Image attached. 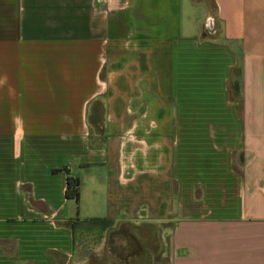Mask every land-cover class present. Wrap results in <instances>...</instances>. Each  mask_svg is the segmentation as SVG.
Masks as SVG:
<instances>
[{
    "label": "crops",
    "instance_id": "crops-1",
    "mask_svg": "<svg viewBox=\"0 0 264 264\" xmlns=\"http://www.w3.org/2000/svg\"><path fill=\"white\" fill-rule=\"evenodd\" d=\"M210 3L0 0V264H71L92 217L264 264V0Z\"/></svg>",
    "mask_w": 264,
    "mask_h": 264
},
{
    "label": "rangeland",
    "instance_id": "rangeland-1",
    "mask_svg": "<svg viewBox=\"0 0 264 264\" xmlns=\"http://www.w3.org/2000/svg\"><path fill=\"white\" fill-rule=\"evenodd\" d=\"M202 3L207 6V11L211 12L210 0H193L194 8L188 10L185 7L183 11L184 15L192 13L193 18L195 16L199 17L198 15L201 16ZM205 18L206 16L202 25L205 22ZM205 33H207L206 30ZM207 35L210 34L207 33ZM68 204L75 210L72 201H69ZM167 231V223H113L100 232L77 230L74 236L76 251L71 264H96V261L106 257V247L113 246L117 251V248L120 249L121 245L132 249H140V256L138 258H130V264H165L166 255L164 249ZM125 233L129 234V237Z\"/></svg>",
    "mask_w": 264,
    "mask_h": 264
},
{
    "label": "trees",
    "instance_id": "trees-1",
    "mask_svg": "<svg viewBox=\"0 0 264 264\" xmlns=\"http://www.w3.org/2000/svg\"><path fill=\"white\" fill-rule=\"evenodd\" d=\"M65 196L68 198H73L75 202L78 197L77 183L76 179L68 178L66 180ZM113 222L105 218H86V219H74L70 222L69 227L72 234L75 236L77 230H82L83 232H100L105 230L107 227L111 226ZM151 224V223H148ZM125 235H127L125 233ZM129 237V234L127 235ZM113 258L110 260L108 258H102L99 261H96V264H130V258H138L140 256V249H132L127 246V249L124 248L123 254L116 252V250L111 251ZM129 260H127V257ZM110 262H109V261Z\"/></svg>",
    "mask_w": 264,
    "mask_h": 264
},
{
    "label": "built area",
    "instance_id": "built-area-1",
    "mask_svg": "<svg viewBox=\"0 0 264 264\" xmlns=\"http://www.w3.org/2000/svg\"><path fill=\"white\" fill-rule=\"evenodd\" d=\"M204 25H205L209 30H211V28H212V22H211L210 18H208V17L205 18Z\"/></svg>",
    "mask_w": 264,
    "mask_h": 264
}]
</instances>
